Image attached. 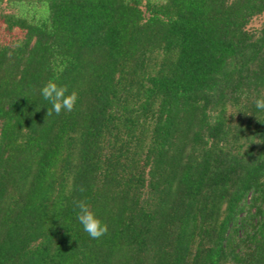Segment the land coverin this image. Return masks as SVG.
<instances>
[{
    "label": "trees",
    "instance_id": "obj_1",
    "mask_svg": "<svg viewBox=\"0 0 264 264\" xmlns=\"http://www.w3.org/2000/svg\"><path fill=\"white\" fill-rule=\"evenodd\" d=\"M263 15L0 0V264H264ZM50 79L78 92L72 112L47 117Z\"/></svg>",
    "mask_w": 264,
    "mask_h": 264
},
{
    "label": "clouds",
    "instance_id": "obj_2",
    "mask_svg": "<svg viewBox=\"0 0 264 264\" xmlns=\"http://www.w3.org/2000/svg\"><path fill=\"white\" fill-rule=\"evenodd\" d=\"M40 95L51 105L48 108L47 117L52 116L53 113L58 116L62 112H72L78 101V92L76 90L70 92L68 85L60 84L56 79L48 80L41 87ZM255 106L258 110L264 111V94L255 100ZM79 191L84 193L86 189L80 187ZM72 204L77 221L90 238L99 239L107 234L108 225L97 216L87 198L74 199Z\"/></svg>",
    "mask_w": 264,
    "mask_h": 264
},
{
    "label": "rangeland",
    "instance_id": "obj_3",
    "mask_svg": "<svg viewBox=\"0 0 264 264\" xmlns=\"http://www.w3.org/2000/svg\"><path fill=\"white\" fill-rule=\"evenodd\" d=\"M263 20H264V15L258 19L253 20L252 23L250 24V28L254 29L259 27V25L262 23Z\"/></svg>",
    "mask_w": 264,
    "mask_h": 264
}]
</instances>
